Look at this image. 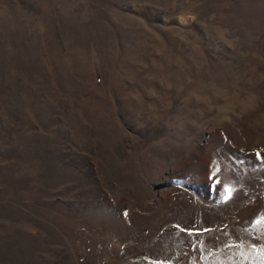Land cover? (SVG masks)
Returning a JSON list of instances; mask_svg holds the SVG:
<instances>
[{
  "label": "rangeland",
  "instance_id": "374dc122",
  "mask_svg": "<svg viewBox=\"0 0 264 264\" xmlns=\"http://www.w3.org/2000/svg\"><path fill=\"white\" fill-rule=\"evenodd\" d=\"M0 264H264V0H0Z\"/></svg>",
  "mask_w": 264,
  "mask_h": 264
},
{
  "label": "snow or ice",
  "instance_id": "6c2138e0",
  "mask_svg": "<svg viewBox=\"0 0 264 264\" xmlns=\"http://www.w3.org/2000/svg\"><path fill=\"white\" fill-rule=\"evenodd\" d=\"M259 155V154H258ZM219 183V181H218ZM226 192H227V195L224 196L225 199H228L230 196H231V193H232V189H226ZM179 227V226H177Z\"/></svg>",
  "mask_w": 264,
  "mask_h": 264
}]
</instances>
